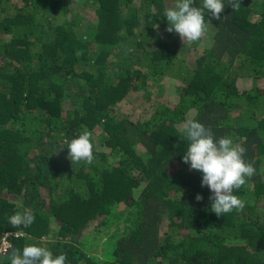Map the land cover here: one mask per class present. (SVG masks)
<instances>
[{
    "label": "trees",
    "instance_id": "obj_1",
    "mask_svg": "<svg viewBox=\"0 0 264 264\" xmlns=\"http://www.w3.org/2000/svg\"><path fill=\"white\" fill-rule=\"evenodd\" d=\"M223 2L183 42L175 0H0V264L28 244L66 264H264V0ZM190 119L246 148L243 211L213 213L183 163ZM82 126L91 164L65 144Z\"/></svg>",
    "mask_w": 264,
    "mask_h": 264
},
{
    "label": "clouds",
    "instance_id": "obj_2",
    "mask_svg": "<svg viewBox=\"0 0 264 264\" xmlns=\"http://www.w3.org/2000/svg\"><path fill=\"white\" fill-rule=\"evenodd\" d=\"M195 0H175L172 7L167 8L163 16L167 19L166 31L178 33L181 40L195 42L207 30L204 10H208L212 18L221 19L224 11L223 0H203L200 7H195ZM233 10L238 9L240 0H229ZM185 139L188 141L183 163L190 164V169L202 173L201 187L207 186L211 192L210 209L217 216L233 211H243L246 201L233 194L234 189H240L247 180L255 175L256 169L244 156L246 148L234 144L227 136L215 138L210 127H205L195 120H187L182 125ZM68 156L71 162H87L94 159L92 132L82 126L77 136L66 140ZM196 201H202L203 196L197 194ZM6 215L8 223L14 228L31 226L35 222V215L25 209L12 215ZM7 251V250H6ZM10 264H66L67 256L64 253L53 255L52 251L36 244L25 245L22 249L11 250Z\"/></svg>",
    "mask_w": 264,
    "mask_h": 264
},
{
    "label": "rangeland",
    "instance_id": "obj_3",
    "mask_svg": "<svg viewBox=\"0 0 264 264\" xmlns=\"http://www.w3.org/2000/svg\"><path fill=\"white\" fill-rule=\"evenodd\" d=\"M206 35H203L202 36V39L203 40H206V37H205ZM185 57H187L186 56V54L185 55H181V60H184V58ZM185 61V60H184ZM130 109L128 108V111H129ZM131 110H132V108H131ZM134 110H135V107H134ZM107 239V236H103L101 239H100V243L102 244V242H105V240ZM108 243H104V248H101L102 247V245H100L99 247H97V248H95V249H92V250H90L91 252H90V254H93V255H95V256H97L98 258H103V256H102V254H103V251L102 250H108L109 249V245H107Z\"/></svg>",
    "mask_w": 264,
    "mask_h": 264
},
{
    "label": "built area",
    "instance_id": "obj_4",
    "mask_svg": "<svg viewBox=\"0 0 264 264\" xmlns=\"http://www.w3.org/2000/svg\"><path fill=\"white\" fill-rule=\"evenodd\" d=\"M6 238H8L6 235L1 239L0 243V253H5L6 249L8 248V243L6 241Z\"/></svg>",
    "mask_w": 264,
    "mask_h": 264
}]
</instances>
